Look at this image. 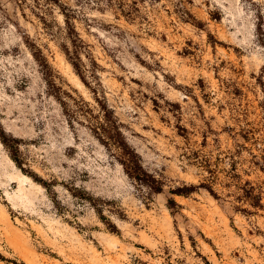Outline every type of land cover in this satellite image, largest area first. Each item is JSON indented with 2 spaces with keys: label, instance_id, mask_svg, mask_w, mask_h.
Masks as SVG:
<instances>
[{
  "label": "rangeland",
  "instance_id": "374dc122",
  "mask_svg": "<svg viewBox=\"0 0 264 264\" xmlns=\"http://www.w3.org/2000/svg\"><path fill=\"white\" fill-rule=\"evenodd\" d=\"M0 264H264V0H0Z\"/></svg>",
  "mask_w": 264,
  "mask_h": 264
},
{
  "label": "trees",
  "instance_id": "16d2710c",
  "mask_svg": "<svg viewBox=\"0 0 264 264\" xmlns=\"http://www.w3.org/2000/svg\"><path fill=\"white\" fill-rule=\"evenodd\" d=\"M67 24L69 25L68 16L65 15ZM76 41L73 40V44L76 46ZM67 56L69 57L71 63L77 74L83 80V82L89 86L87 80H85L84 73L82 71V67L80 65L81 59L79 56L73 58L69 52H67ZM55 87V86H54ZM96 93L95 91H93ZM101 116L94 115L93 112L89 108L84 111L90 115V117L94 120V124H92V132L97 136V138L104 144L106 147H114L119 152V161L123 166L125 173L132 179L137 182L144 184L150 187L153 191L157 193L163 192V187L161 182L156 180V178L152 177L148 174L143 165L141 164L140 156L137 152L131 148V146L127 143L125 136L123 134L121 124L117 120L114 112L107 105H105L99 98H96ZM205 187V186H185L183 188H178L174 194L178 195H189L193 192H196L197 189ZM212 194H214L213 190H209ZM215 195V194H214ZM257 201L258 206H261V198L259 196H254V201ZM256 203V202H255ZM168 207L171 210L173 215H177L179 204L176 202L174 198L169 199Z\"/></svg>",
  "mask_w": 264,
  "mask_h": 264
}]
</instances>
